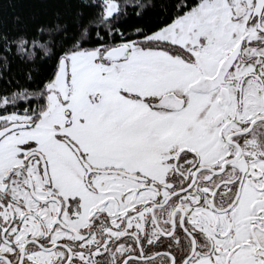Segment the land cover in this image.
I'll return each instance as SVG.
<instances>
[{
    "label": "snow or ice",
    "instance_id": "1",
    "mask_svg": "<svg viewBox=\"0 0 264 264\" xmlns=\"http://www.w3.org/2000/svg\"><path fill=\"white\" fill-rule=\"evenodd\" d=\"M0 264H264V0H0Z\"/></svg>",
    "mask_w": 264,
    "mask_h": 264
}]
</instances>
